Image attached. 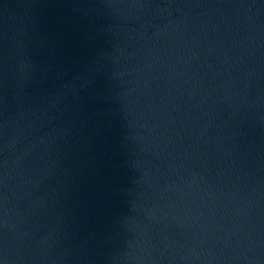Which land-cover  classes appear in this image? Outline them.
<instances>
[{
	"label": "water",
	"instance_id": "95a60500",
	"mask_svg": "<svg viewBox=\"0 0 264 264\" xmlns=\"http://www.w3.org/2000/svg\"><path fill=\"white\" fill-rule=\"evenodd\" d=\"M0 264H264V0H0Z\"/></svg>",
	"mask_w": 264,
	"mask_h": 264
}]
</instances>
